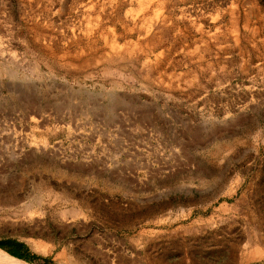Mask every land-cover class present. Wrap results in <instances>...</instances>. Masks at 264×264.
I'll list each match as a JSON object with an SVG mask.
<instances>
[{
	"label": "rangeland",
	"instance_id": "1",
	"mask_svg": "<svg viewBox=\"0 0 264 264\" xmlns=\"http://www.w3.org/2000/svg\"><path fill=\"white\" fill-rule=\"evenodd\" d=\"M3 239L264 260V0H0Z\"/></svg>",
	"mask_w": 264,
	"mask_h": 264
},
{
	"label": "trees",
	"instance_id": "2",
	"mask_svg": "<svg viewBox=\"0 0 264 264\" xmlns=\"http://www.w3.org/2000/svg\"><path fill=\"white\" fill-rule=\"evenodd\" d=\"M0 249L6 252L13 258L24 260L28 263H32V260L42 261L44 264H48L45 258L38 256L28 250L27 246L21 241L15 239H3L0 240Z\"/></svg>",
	"mask_w": 264,
	"mask_h": 264
},
{
	"label": "bare ground",
	"instance_id": "3",
	"mask_svg": "<svg viewBox=\"0 0 264 264\" xmlns=\"http://www.w3.org/2000/svg\"><path fill=\"white\" fill-rule=\"evenodd\" d=\"M0 264H27L22 260L11 257L7 253L0 250Z\"/></svg>",
	"mask_w": 264,
	"mask_h": 264
},
{
	"label": "crops",
	"instance_id": "4",
	"mask_svg": "<svg viewBox=\"0 0 264 264\" xmlns=\"http://www.w3.org/2000/svg\"><path fill=\"white\" fill-rule=\"evenodd\" d=\"M256 264H264V260L260 261L259 263H256Z\"/></svg>",
	"mask_w": 264,
	"mask_h": 264
}]
</instances>
